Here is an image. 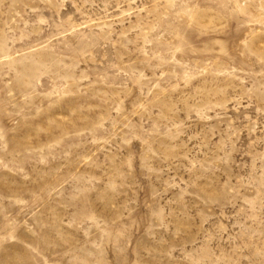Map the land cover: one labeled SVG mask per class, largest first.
Returning a JSON list of instances; mask_svg holds the SVG:
<instances>
[{
	"label": "rangeland",
	"instance_id": "rangeland-1",
	"mask_svg": "<svg viewBox=\"0 0 264 264\" xmlns=\"http://www.w3.org/2000/svg\"><path fill=\"white\" fill-rule=\"evenodd\" d=\"M0 264H264V0H0Z\"/></svg>",
	"mask_w": 264,
	"mask_h": 264
}]
</instances>
